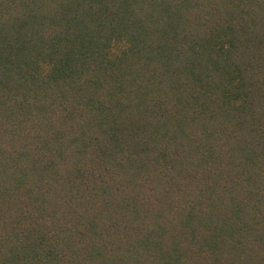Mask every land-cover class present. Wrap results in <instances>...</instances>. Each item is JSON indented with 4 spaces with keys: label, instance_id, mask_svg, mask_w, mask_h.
<instances>
[{
    "label": "trees",
    "instance_id": "trees-1",
    "mask_svg": "<svg viewBox=\"0 0 264 264\" xmlns=\"http://www.w3.org/2000/svg\"><path fill=\"white\" fill-rule=\"evenodd\" d=\"M0 264H264V0H0Z\"/></svg>",
    "mask_w": 264,
    "mask_h": 264
}]
</instances>
